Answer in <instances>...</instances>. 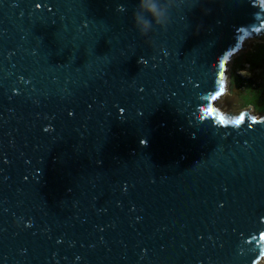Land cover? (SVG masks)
Wrapping results in <instances>:
<instances>
[{"label": "water", "instance_id": "95a60500", "mask_svg": "<svg viewBox=\"0 0 264 264\" xmlns=\"http://www.w3.org/2000/svg\"><path fill=\"white\" fill-rule=\"evenodd\" d=\"M135 6L0 0V264L263 261L264 114L214 102L264 0Z\"/></svg>", "mask_w": 264, "mask_h": 264}, {"label": "rangeland", "instance_id": "374dc122", "mask_svg": "<svg viewBox=\"0 0 264 264\" xmlns=\"http://www.w3.org/2000/svg\"><path fill=\"white\" fill-rule=\"evenodd\" d=\"M245 44L250 47L235 52L227 63L225 92L221 99L218 98L214 102V106L233 112L250 107V113L261 115L264 111H256L264 110V103L260 105V99L257 97L262 85H251L250 79L253 83L264 79V42L258 39H246ZM248 59L251 61L260 59V65L252 70L246 63ZM259 264H264V259Z\"/></svg>", "mask_w": 264, "mask_h": 264}, {"label": "clouds", "instance_id": "9594fccd", "mask_svg": "<svg viewBox=\"0 0 264 264\" xmlns=\"http://www.w3.org/2000/svg\"><path fill=\"white\" fill-rule=\"evenodd\" d=\"M200 0H136L133 26L142 37L151 38L156 28L166 29L173 14L190 11ZM154 43V42H153Z\"/></svg>", "mask_w": 264, "mask_h": 264}, {"label": "trees", "instance_id": "16d2710c", "mask_svg": "<svg viewBox=\"0 0 264 264\" xmlns=\"http://www.w3.org/2000/svg\"><path fill=\"white\" fill-rule=\"evenodd\" d=\"M260 60V59H259ZM259 60H254V61H251V59H248L246 61V63L248 64V66H251L250 69H254L256 67H258L260 65V62ZM250 84L251 85H262V89L261 91L258 93L257 97L260 99V102L259 104H263L264 103V79H260V81H257L256 83H253V81L250 79ZM264 110H261V111H256V112H262Z\"/></svg>", "mask_w": 264, "mask_h": 264}, {"label": "snow or ice", "instance_id": "6c2138e0", "mask_svg": "<svg viewBox=\"0 0 264 264\" xmlns=\"http://www.w3.org/2000/svg\"><path fill=\"white\" fill-rule=\"evenodd\" d=\"M221 68H223V64H221ZM222 75H223V73H222ZM221 91H223V85H222V84H221ZM243 119H244V117L241 116L239 119H237V120L235 121V123H236V124H239V123H241V122L243 121Z\"/></svg>", "mask_w": 264, "mask_h": 264}, {"label": "bare ground", "instance_id": "6f19581e", "mask_svg": "<svg viewBox=\"0 0 264 264\" xmlns=\"http://www.w3.org/2000/svg\"><path fill=\"white\" fill-rule=\"evenodd\" d=\"M222 98V95L221 96H219V99H221ZM263 260V259H262Z\"/></svg>", "mask_w": 264, "mask_h": 264}]
</instances>
